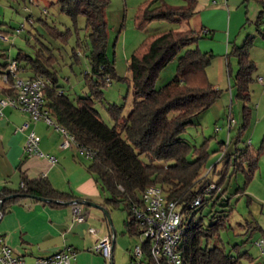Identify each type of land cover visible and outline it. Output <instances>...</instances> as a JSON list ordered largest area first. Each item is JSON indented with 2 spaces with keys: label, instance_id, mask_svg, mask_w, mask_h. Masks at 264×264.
Masks as SVG:
<instances>
[{
  "label": "trees",
  "instance_id": "16d2710c",
  "mask_svg": "<svg viewBox=\"0 0 264 264\" xmlns=\"http://www.w3.org/2000/svg\"><path fill=\"white\" fill-rule=\"evenodd\" d=\"M186 1L187 7H173L165 0H145L140 6L135 17L139 28L157 20L186 24L187 27L164 28L152 33L134 51L128 62L131 77L127 78L132 84L133 106L124 115V105H106L113 125H109L95 107L96 100L103 99L104 88L109 85L108 79L112 81L117 77L115 62L107 52L106 10L110 0H57L61 10L75 22L80 15L86 18L89 33L84 48L88 49L86 54L90 70L85 73L89 90L84 95L72 98L58 88V78L53 68L55 56L47 47L38 50L35 56L21 50L10 59L5 49L0 50V58L5 59H0V73H9V65L15 60L19 71L22 70L27 78L44 76L49 79L45 87L44 107L56 124L75 137L79 147L94 151L87 169L110 193L106 204L116 206L123 202L132 212L136 206L143 207V194L147 187L160 186L169 200H176L181 205L184 234L179 251L184 264H243L245 258L252 256L238 245L230 250L219 245H208L210 237L216 235L221 227H227L231 210L226 208L229 199L222 197L223 192L217 193L226 173H222L219 182H214L218 188L210 189L213 181L207 175L202 176L208 151L204 147L194 151L191 143L182 137L188 125L194 123V119L207 111L222 95L207 74L214 56L212 52L202 51L197 46L187 49L178 57L183 47L198 43L203 36L201 30L190 26L191 17L197 13L198 0ZM261 2L263 7L258 18L264 19V0ZM51 32L62 37V33L55 28ZM254 37L248 34L243 43L235 44L232 50L239 63L235 75L237 95L245 100L250 99L249 86L257 67L250 53ZM82 45L78 41V46ZM176 58L175 77L165 86L156 88L161 72ZM7 83L9 87L5 92L13 95L14 79L10 76ZM248 115L246 107L245 118ZM263 147L264 140L260 149ZM245 160L249 164L248 177H251L258 164V154L249 147L241 150L240 155L236 156V168H244ZM22 183L18 188H0V204L2 199H6L1 207V216L23 197L49 198L52 199L51 203H55V200H79L71 192L55 188L47 177L29 179L24 176ZM198 197H201V202L194 205ZM205 206L212 208L209 211V224L205 223L204 218H195L197 207L203 210ZM218 206L222 209H216ZM125 225L130 233H143L137 217L126 220ZM142 246L145 260L154 264L150 253L151 241L144 240Z\"/></svg>",
  "mask_w": 264,
  "mask_h": 264
},
{
  "label": "rangeland",
  "instance_id": "374dc122",
  "mask_svg": "<svg viewBox=\"0 0 264 264\" xmlns=\"http://www.w3.org/2000/svg\"><path fill=\"white\" fill-rule=\"evenodd\" d=\"M165 1L173 7L188 6L186 0ZM218 1L220 4L228 5L231 16L229 15V18L227 16L226 19L216 18L215 21H210L212 27L207 26L206 29H202L205 24L202 11L194 14L190 19V26L202 31L203 36L198 43L203 41L208 48H201L198 43H194L183 47L178 57L187 49L197 46L202 51H212L214 56L207 68V74L216 88L222 91V95L207 111L197 116L194 123L188 125L182 137L191 143L194 151L201 147L208 151L202 176L207 175L208 179L213 181L210 189H217L218 186L214 182H219L226 173L217 193L219 195L223 192L222 197L229 199L226 208L231 210L226 222L227 227H221L216 235L210 237L208 245L223 246L227 250L238 245V248L249 251L252 256L245 258L243 264H264V253L257 244L264 239V147L260 149L264 140V84L258 79L259 76L264 77V19L258 18L263 6L261 0ZM143 2L145 0H110L106 10L107 52L115 62L117 77H114L104 88L103 99L96 100L95 107L109 125H113L114 121L106 105L109 103L124 105V115L132 109L134 98L132 84L128 80L131 77L128 62L134 51L152 33L164 28L187 27L186 24L157 20L144 28H139L135 17ZM230 17H232L231 23ZM162 24L165 27L160 29L159 26ZM54 28L62 33V37L52 34ZM88 33L85 16L80 15L75 22L61 10L57 0H0V50L5 49L10 59L16 57L21 50L35 56L43 47L50 48L55 56L53 68L58 78V88L67 92L72 98L84 95L89 90L85 73L90 70V63L86 54L88 49L84 48ZM248 34L255 36L250 53L257 67L253 73L254 80L249 86L250 99L245 100L237 95L235 75L239 63L232 50L235 44L241 45ZM78 41L83 43L81 47L78 46ZM0 59L5 61L4 57ZM177 59L170 62L161 72L156 88L165 86L175 77ZM19 73L20 76L25 77L22 70ZM3 84L6 85V82L3 73H0V85ZM246 107L249 111L247 118H245ZM230 114L235 119L232 126L229 125ZM248 147L258 154V164L251 177L247 174L249 164L246 160L244 168H236L235 165L236 156ZM72 148L76 150L79 166L69 165V171L76 172L77 168L79 171L86 169L90 159L81 155L76 145ZM144 159L147 160L145 157ZM92 182L95 191L101 196V201L105 202V199L110 197V193L101 182H96L95 178ZM70 207L73 208V205ZM83 207L101 212V221H96L99 225L101 222L108 225L109 217L108 223L102 220L103 216L107 215L104 210L87 205ZM109 208V216L118 237L142 244L145 239L143 235L130 233L125 225L126 220L136 217L134 209L131 212L123 202L116 206L110 204ZM197 209L196 220L204 218L206 224L211 223L209 211L212 208L205 206L203 210L198 207ZM216 209L222 207L218 206ZM92 218L98 219L95 215H92ZM203 243L205 244L206 241L204 240ZM97 257L105 261L103 257ZM26 259L28 264H34L33 257L28 256ZM115 264H138V262L131 258L130 251L119 248Z\"/></svg>",
  "mask_w": 264,
  "mask_h": 264
},
{
  "label": "crops",
  "instance_id": "0c3cea01",
  "mask_svg": "<svg viewBox=\"0 0 264 264\" xmlns=\"http://www.w3.org/2000/svg\"><path fill=\"white\" fill-rule=\"evenodd\" d=\"M200 10L205 22L202 29L211 26L210 21L213 22L216 18L226 19L227 16L228 18L229 15L231 16L228 5L220 4L218 0H198L197 13ZM159 27L161 29L165 25L162 24ZM198 46L208 48L203 41L199 42ZM260 78L262 80L259 81L264 84V77L259 76L258 79ZM8 87L7 82L6 85H0V99L8 96L5 92ZM24 123H28V127L22 128ZM31 131L39 135L40 149L45 154L57 157L55 164H52L46 156L25 154V142ZM64 140L65 136L56 126L49 125L42 119L34 120L29 112L21 108L6 106L3 114L0 115V188L4 186L18 188L24 176L29 179L47 177L55 188L71 192L78 197V201L90 200L110 210L106 199L102 202L100 194L95 191L92 182L94 177L87 166L86 169H80L81 171L77 168V173L69 171V165L79 166V163L73 146L69 148L62 146ZM70 205H73V208ZM83 205L86 204H78L86 219L84 222H79L74 213L75 204L51 203L37 198L23 197L2 215L0 235L6 238L15 252L26 258L33 257L34 263L37 257L49 256L56 251L70 248L76 252L74 264H106V261L101 260L97 257L99 255L93 252V247L97 240L107 235L112 236L114 226L112 224L111 227L106 216H103L102 220L108 225L102 222L99 225L98 221H101L102 213L88 210ZM93 208L101 210L97 207ZM92 215L97 216L98 219L92 218ZM91 227L96 229L95 233L89 230ZM136 245L138 243L133 240L120 239L116 231L113 243V264H115L119 248L130 251L133 259Z\"/></svg>",
  "mask_w": 264,
  "mask_h": 264
},
{
  "label": "built area",
  "instance_id": "2783aa9c",
  "mask_svg": "<svg viewBox=\"0 0 264 264\" xmlns=\"http://www.w3.org/2000/svg\"><path fill=\"white\" fill-rule=\"evenodd\" d=\"M20 30H18L19 32ZM9 73L4 74L5 81H9L10 76L14 79L15 93L0 99V115L6 106L21 108L30 113L34 120H44L49 125L56 126L65 136L62 144L64 148L76 145L81 155L90 158L94 151L90 148L79 147L75 137L64 127L56 124L49 110L44 107L45 87L49 82L44 76L27 78L19 75L18 64L13 60L9 65ZM262 80V78H260ZM111 81L108 79V84ZM235 119L229 116V125L232 126ZM28 127L24 123L22 128ZM24 152L27 156L48 157L52 164L57 162L55 155L45 154L40 149V137L35 131H31L26 139ZM24 186L25 184L22 183ZM143 207H134V212L143 227V237L151 241L150 253L154 264H184L179 245L181 243L184 230L182 225L183 215L181 205L176 200H169L160 186L152 185L146 188L143 194ZM201 197L194 201V205H199ZM74 213L79 222L85 221V216L81 213L78 204H75ZM92 233L95 228L89 229ZM262 253H264V239L257 242ZM113 239L111 235L104 236L97 240L93 247V252L106 261V264H113ZM133 260L138 264H150L145 260V253L142 244L136 245ZM76 252L72 249L59 250L49 256L37 257L34 264H74ZM0 264H27L26 257L14 251L8 244L6 238L0 235Z\"/></svg>",
  "mask_w": 264,
  "mask_h": 264
},
{
  "label": "water",
  "instance_id": "95a60500",
  "mask_svg": "<svg viewBox=\"0 0 264 264\" xmlns=\"http://www.w3.org/2000/svg\"><path fill=\"white\" fill-rule=\"evenodd\" d=\"M29 197V196H28ZM31 197V196H30ZM39 200L41 201H44V202H52V199H49V198H44V197H38ZM6 199H2L1 201V204H0V218L2 217L1 216V207L4 203ZM55 203H59V204H66V205H69V204H86V205H90V206H93V207H97L101 210H104L106 213H107V218L109 217V224L111 225L112 227V221L110 219V216H109V211L106 207L102 206V205H98L90 200H83V201H72V202H62V201H59V200H55L54 201ZM115 237H116V230L112 227V239H113V243L115 242Z\"/></svg>",
  "mask_w": 264,
  "mask_h": 264
}]
</instances>
